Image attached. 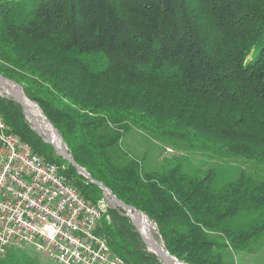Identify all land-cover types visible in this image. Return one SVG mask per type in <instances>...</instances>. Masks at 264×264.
I'll return each instance as SVG.
<instances>
[{"label": "trees", "instance_id": "16d2710c", "mask_svg": "<svg viewBox=\"0 0 264 264\" xmlns=\"http://www.w3.org/2000/svg\"><path fill=\"white\" fill-rule=\"evenodd\" d=\"M0 62V75L39 106L74 161L143 212L180 262L235 264L264 236V169L253 178L227 165L264 167V0H4ZM0 115L85 200H101L18 104L0 97ZM131 129L223 164L144 174L122 148ZM108 210L99 233L112 252L124 264H162L122 209ZM25 251L0 264H39Z\"/></svg>", "mask_w": 264, "mask_h": 264}, {"label": "built area", "instance_id": "2783aa9c", "mask_svg": "<svg viewBox=\"0 0 264 264\" xmlns=\"http://www.w3.org/2000/svg\"><path fill=\"white\" fill-rule=\"evenodd\" d=\"M0 159V260L28 248L57 264H124L98 232L94 208L4 120Z\"/></svg>", "mask_w": 264, "mask_h": 264}, {"label": "rangeland", "instance_id": "374dc122", "mask_svg": "<svg viewBox=\"0 0 264 264\" xmlns=\"http://www.w3.org/2000/svg\"><path fill=\"white\" fill-rule=\"evenodd\" d=\"M122 148L141 165L144 174L160 173L167 164L176 163H180L184 170L190 174H203L210 169H218L223 164L222 161L212 158L208 154L186 151L179 144L172 145L170 143L156 141L136 129H131L125 133L122 139ZM227 165L237 167L238 170L244 171L248 176L253 178H259L263 175L262 171L264 167L256 165L255 163L232 160ZM103 199L102 197L101 200ZM110 207L118 209L107 202L106 210ZM99 227L101 228L102 224H99ZM151 229L152 234L155 233L154 227ZM25 252L35 257L39 264H57L52 259L37 255L33 250ZM235 264H264V236L256 245L252 246L250 255H237Z\"/></svg>", "mask_w": 264, "mask_h": 264}, {"label": "water", "instance_id": "95a60500", "mask_svg": "<svg viewBox=\"0 0 264 264\" xmlns=\"http://www.w3.org/2000/svg\"><path fill=\"white\" fill-rule=\"evenodd\" d=\"M0 97L9 99L18 104L21 107V111L26 121L31 125L32 130H34L38 136L42 137L43 141L46 144H49L53 147L55 154L63 161L71 165V167L75 169L78 175L85 178L90 184L97 186L102 191L103 198L110 205L120 208L125 212V215L131 220L133 227L139 234V237L148 252L156 255L161 260L162 264H185L165 251L162 245H160L150 234L149 230L148 232H145L144 236H142L141 228H143V226H145V228L146 226H148L147 229L149 227L151 228V223L148 217L143 212L118 200L108 188L92 179L90 174L74 161L67 145L62 140L58 131L45 117L39 106L35 102L30 101L25 96L20 85L0 75ZM30 110L37 112L36 123H33L30 120V117L32 115ZM144 237H146V239ZM157 249H159V251Z\"/></svg>", "mask_w": 264, "mask_h": 264}, {"label": "bare ground", "instance_id": "6f19581e", "mask_svg": "<svg viewBox=\"0 0 264 264\" xmlns=\"http://www.w3.org/2000/svg\"><path fill=\"white\" fill-rule=\"evenodd\" d=\"M2 0H0V2H1ZM30 112H31V117H30V120L33 122V123H36V116H37V112H34L33 110L31 111L30 110ZM0 120H3V118H2V116L0 115ZM0 168H2V159H0ZM53 170H54V172H60L61 170L57 167V165H55L54 163H53ZM85 203H87V204H90L91 205V207L92 208H94V212H95V217H96V219H97V222H98V229H99V224H100V222H101V220H102V218L105 216V214H106V212H107V203H106V200L105 199H103V200H100V201H97L96 203H93V202H90V201H88V200H85ZM109 211V210H108ZM147 227L148 226H146V228H145V226H143V228H141V234H142V236H144L145 235V232L147 231L148 232V230H149V232H150V234L153 236V234H152V226H151V228L149 227L148 229H147ZM100 235H101V233H100ZM102 236V235H101ZM103 237V236H102ZM145 239H146V237H144ZM106 244H107V242H106ZM28 248H17V249H15V250H27ZM158 251H159V249H157ZM9 251H7L6 252V254L8 253Z\"/></svg>", "mask_w": 264, "mask_h": 264}]
</instances>
